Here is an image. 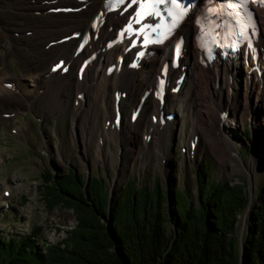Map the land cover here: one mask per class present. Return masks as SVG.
I'll return each instance as SVG.
<instances>
[{"label": "rangeland", "instance_id": "1", "mask_svg": "<svg viewBox=\"0 0 264 264\" xmlns=\"http://www.w3.org/2000/svg\"><path fill=\"white\" fill-rule=\"evenodd\" d=\"M35 1L0 0V91L9 96L7 99L3 95L4 99L0 101V231L3 232L2 234L23 235L39 228L38 243L49 245L64 238L67 231L75 225L76 219L71 210L63 207L48 209L38 191L42 181L41 176L46 168L51 172H57L63 168L73 167L85 176L88 173L103 176L112 198L117 195L129 177H135L142 183L147 181L151 185L158 178L167 191L172 186L186 188L190 199L197 203L199 192L195 180L198 177L200 164L206 160L213 180H242L246 186L250 182L252 184L253 197H251L250 209L240 215L237 225L236 250L241 258L248 214L259 202V189L264 185V159L262 165L258 167L254 166L252 161V153L258 138H255L252 119L244 116L245 108L249 105H245L242 101L243 87L235 102L238 108L235 121L239 118L242 131L225 129V132L230 134L238 133L236 145L227 141L226 143L222 138L227 149L226 155L232 157V160L222 161L211 153L207 135L193 124L192 120L197 117L196 112L201 113V111H199L200 104L194 96L195 91L192 88L194 84L189 81L191 76L188 75L182 83L180 92L169 96L166 111H174L178 115L176 121L173 120L175 122L169 123L168 128L167 125L161 127L162 132L160 131L158 140L166 138L167 146H158L160 143L157 144L156 132H153L149 126L159 124L153 123L150 114L158 116L160 105L152 104L150 95L146 99L139 120L135 123L128 121L130 109L139 104L137 102L140 101L144 91L141 95L138 92L137 95L140 97L135 101L133 90L128 87L125 79L116 78L111 82V77L107 76L103 85L95 82L88 86L90 87L88 90L78 95L74 79H67L66 75L53 77L42 90L37 88L35 79L42 73L45 62L50 60L48 55L52 53L49 45H59L64 40H68V37H61L62 33H58L59 29L68 30L60 20H65L66 17L76 13L77 6L68 0L58 2L39 0L37 7L32 9L26 7L27 4ZM63 6H69L76 11L52 10ZM92 21L93 19L90 22ZM62 58L66 60V57ZM89 77L87 75L86 78ZM86 78L79 82L87 81ZM204 79H201L200 91L211 94L214 104L212 99L208 104L212 105V109L218 101L222 102L220 107L226 101L232 102V98H227L225 92L219 90L222 82L228 78H223L220 74L218 78L209 76L208 79ZM105 84L107 88L105 86V93L102 94ZM151 84H145L144 87L149 88ZM230 86L234 92L236 89L233 82ZM7 89L14 93L8 92ZM118 89L125 92L124 105L122 107L121 103V108L126 116L121 122L119 131L114 133L109 124L105 125V121L115 117L113 94ZM25 93L32 94L31 99L26 100L28 96H25ZM13 96L18 97L19 100ZM77 96L81 99L84 97L85 102L81 100L78 102L82 104L80 105L82 108L78 111L80 114L76 128H73L72 104ZM109 114L112 117H109ZM203 114L202 119L208 123L210 117L205 112ZM238 115H242V118ZM86 119H89V125ZM123 126L133 132L138 131L141 143L132 141L133 134H131L130 140L133 146L129 148L124 142ZM261 126L264 133V127ZM170 131L172 133L169 135ZM263 133L261 139L264 138ZM147 134L149 138L145 140ZM195 134L198 136L197 146L193 147L191 138ZM261 139L258 141L264 143ZM147 141L149 144L146 145ZM123 149L125 150L122 151ZM131 153H135L132 158ZM124 154L128 158L124 159Z\"/></svg>", "mask_w": 264, "mask_h": 264}, {"label": "trees", "instance_id": "2", "mask_svg": "<svg viewBox=\"0 0 264 264\" xmlns=\"http://www.w3.org/2000/svg\"><path fill=\"white\" fill-rule=\"evenodd\" d=\"M206 166L203 160L195 180L197 203L186 188L167 191L158 178L151 185L129 177L113 198L109 230L103 176L91 174L85 186L87 176L73 167L46 168L38 191L48 209L71 210L75 225L49 245L38 243L39 228L23 235L0 231V264H264V185L248 214L240 259L237 225L247 186L215 181Z\"/></svg>", "mask_w": 264, "mask_h": 264}, {"label": "bare ground", "instance_id": "3", "mask_svg": "<svg viewBox=\"0 0 264 264\" xmlns=\"http://www.w3.org/2000/svg\"><path fill=\"white\" fill-rule=\"evenodd\" d=\"M38 1L39 0H36L34 3L27 4L26 7L31 9L33 7H37ZM58 1L61 0H57V2ZM68 1L76 4L77 12L69 16L68 18L66 17L65 20H60V22L63 23V25L66 26V28L68 27V30L66 29L67 31H64L63 29H59L58 31V33H62L61 37L66 36V38L68 37V40L66 41L64 40V42L60 43L59 45H49L51 47L52 53L48 55L50 60L48 62L46 61L45 65L41 63L42 65H44V67L42 69V73L39 74L35 79L37 88H40L42 90L46 88V86L52 81L53 77L58 78V77H64L66 75L67 79L69 78L74 79V84H76L75 88L76 89L78 88V90H76V93L78 92L77 93L78 95L79 93L88 90L90 88V87L88 88V86L89 85L91 86L95 82L97 84L103 85V81L105 80V78L107 76H110L111 82L114 81L116 78H121L122 80L125 79V81H127L128 83V87L132 88L133 90L132 92L134 93L135 101H137V98L140 97L141 92L151 89V91H153L150 92L152 98V104L154 103L159 104L158 100L154 99V92H156L155 78L160 74L162 63H164L167 60V58L171 56V49H172L171 44L167 42L164 44V46L163 45L160 46L159 48L156 49V53H154L152 56L140 62L139 68L130 69L127 65V62L129 61V59L133 57L134 51L131 50L128 53L124 52V49L126 47L125 44L120 43L113 47L108 44V42L111 39H113L114 34L115 32H117L119 26L125 23L129 13L127 12L108 13L103 18L105 21L103 26L100 27L99 29L93 30L91 27L92 22L90 21L94 19V17H96L97 13L100 10L104 9L102 6L104 0H68ZM259 20H260L259 24L261 26V33L258 38V46L261 49V54L264 57V12H261L259 14ZM181 31L184 32L183 35L185 36L186 46H187V49L185 51V61H184V66L186 67L185 72H187V75L189 77L191 76L189 78V81L194 84V87H192L193 90L195 91L194 96L197 98L196 100L200 104L199 111H201L202 113L201 114L196 112L195 116H197L198 119L197 117H194V120H192L193 124L198 126V128L201 129L203 132H205V134L207 135L206 139L208 140V144L210 145L212 151L211 153H213L216 157H218L219 160L222 161L223 159L224 161H226V159L232 160V157L226 155L227 149L225 148V145L222 142L223 141L222 138L224 139L225 142L227 141L228 143L236 145L235 140L237 138L238 133L230 134V132H225V129L230 128L232 130H240V132L242 131V129H240V124H239L240 122L238 120L239 118L235 121L237 117V109H238L236 108L237 104L235 103L237 101V96L238 94H240L241 89L243 87L244 94L242 101L245 105L246 104L249 105L248 108H245L246 110L244 116L252 119L253 121L252 128L255 131L254 133H256L255 138L261 139V135L263 133L261 129L262 128L261 125H263L264 127V80L259 81L253 75H251V78H246V79L241 77L238 80V85L234 86L236 90L233 92L230 89L231 86L229 81L225 79V81L222 82V86H220L219 90L225 92L227 98L229 99L232 98V102L230 103L229 101H226V103L222 107H220L222 105V102L218 101L215 108L212 109V105L208 104V101L212 99L211 94L206 91H200L201 79L202 78L208 79L209 76H211L212 78L213 77L218 78L219 75L222 74L224 70H227V73H230L231 71L229 70H233V66L232 64L225 63L219 68L217 62L207 65L200 60L199 47L196 44V39H195V35L197 34V29L192 23V18L186 20L183 23ZM86 32H90L91 40L88 42L86 46L82 48L81 51L78 52L77 46H79V43ZM50 40L53 39L50 38ZM54 47H56V49L53 50ZM93 52L96 54L95 60L87 65L82 75L78 74V68L81 61L85 60ZM62 57L64 58L66 57L65 61L67 62L66 64L68 70L63 72L61 71V69H59L58 71L53 73L51 71L52 66H54V64L56 63L55 61L57 59L59 60ZM121 59L124 60L121 63V68L119 70H115L112 74H108L107 73L108 66L113 63L114 64L119 63ZM145 69H147L146 72ZM87 75H89L90 77L86 78ZM83 78L84 80L86 78L87 81H81L80 83L79 80H82ZM150 83L152 84L149 86V88L144 87L145 84L149 85ZM261 84H262V91L261 93H259V87L261 86ZM106 85L107 84L104 85V88ZM106 88L101 91L102 94L105 93ZM118 90H115L114 93ZM107 91L110 93L109 90ZM8 92L14 93L11 92L10 90H8ZM138 92H140V95H137ZM29 93H25V96H28L26 100H29L32 97L30 96L32 94ZM3 95H5L4 92L0 91V101H3L4 99L2 98ZM13 97L19 100L18 97L15 96ZM5 98L7 99L9 98L8 94L5 95ZM79 100L85 102L84 97L83 99H81V97L77 96L76 101L72 104L74 111V115H73L74 118L72 121L74 123L72 125L73 128H76V121L79 119V114H80L78 111L81 110L82 108L80 107V105L82 106V104L78 103ZM124 100L125 97L121 98L122 107L124 105L123 103ZM212 101H213L212 103L214 104L213 99ZM138 103H140V101H138L137 104ZM145 103L141 107L139 116L142 115V110L145 106ZM90 111H91V107L89 108V114ZM204 112L208 117H210V121L208 123H206L207 121L202 119L204 118V114H203ZM225 112L226 113L228 112L227 120H225L226 118L223 119V117L221 116V113H225ZM243 114H244V109L242 115ZM241 116L240 118H242ZM109 117L112 116L109 114ZM112 118H111L112 120L115 119V117ZM89 119H86V123L88 125L90 122ZM112 120L109 122V125L111 124ZM137 120H139V117H137V119L133 121V123H135ZM168 126H169V122L167 123V128ZM161 127L162 126H160L159 124H154V125L152 124L151 127L149 126V128L152 129L153 132H156L157 144L160 143V145L158 146L166 147L167 146L166 138L165 139L159 138L158 140V135L160 131L162 132ZM122 128L125 133L123 135L124 142L127 143V146L129 148L133 146L132 141L138 142L139 144L140 138L138 131L133 132V130L127 129V127L124 128V126ZM113 131L114 133L117 132L115 128L113 129ZM168 133L170 135V133L172 132L170 131ZM131 134H133L131 136L132 141L130 140ZM258 139H256L253 150L254 153H252L253 164L254 166L257 167L262 165L263 163L262 159H264V153H263L264 143H260ZM261 140L264 142V138ZM149 141H147L146 145L149 144ZM125 149H123L122 151H124ZM134 154L135 153H131V158L134 156ZM125 155L126 154L123 155V158L124 159L128 158Z\"/></svg>", "mask_w": 264, "mask_h": 264}, {"label": "water", "instance_id": "4", "mask_svg": "<svg viewBox=\"0 0 264 264\" xmlns=\"http://www.w3.org/2000/svg\"><path fill=\"white\" fill-rule=\"evenodd\" d=\"M91 176V174L90 173H88L87 174V177H86V182H85V186H86V183H87V181H88V179H89V177ZM85 191H86V189H85ZM84 191V194H85V196H87V194H86V192ZM247 191H248V195H249V197H248V205H247V209L249 210L250 209V202H251V197H253V187H252V184H251V182L249 183V185L247 186ZM112 201H113V198H112V196H111V193H109V207H108V214H109V218H108V221H107V228H108V230H109V228H110V226H109V221H110V214H111V210H112ZM246 209V211H248ZM245 211V212H246ZM245 224H246V219H245ZM243 256V255H242ZM242 256H241V258L240 259H242Z\"/></svg>", "mask_w": 264, "mask_h": 264}, {"label": "snow or ice", "instance_id": "5", "mask_svg": "<svg viewBox=\"0 0 264 264\" xmlns=\"http://www.w3.org/2000/svg\"><path fill=\"white\" fill-rule=\"evenodd\" d=\"M262 2H264V0H262Z\"/></svg>", "mask_w": 264, "mask_h": 264}]
</instances>
